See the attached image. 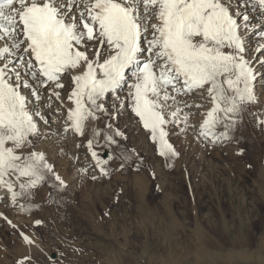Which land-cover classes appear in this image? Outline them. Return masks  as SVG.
Listing matches in <instances>:
<instances>
[{"label":"snow or ice","instance_id":"snow-or-ice-1","mask_svg":"<svg viewBox=\"0 0 264 264\" xmlns=\"http://www.w3.org/2000/svg\"><path fill=\"white\" fill-rule=\"evenodd\" d=\"M253 36L264 41V0H0V200L29 211L20 201L39 186L68 187L40 148L53 137L79 140L81 177L147 166L120 119L145 130L166 162L180 155L170 132L191 129L206 146L233 141L247 108L264 103V43Z\"/></svg>","mask_w":264,"mask_h":264},{"label":"rangeland","instance_id":"rangeland-1","mask_svg":"<svg viewBox=\"0 0 264 264\" xmlns=\"http://www.w3.org/2000/svg\"><path fill=\"white\" fill-rule=\"evenodd\" d=\"M263 110L264 103L249 106L234 140L223 144L206 146L191 129L170 132L180 155L167 162L145 130L120 119L126 146L147 166L114 170L110 178L78 176L74 144L59 146L63 153L52 150L50 161L68 187L58 192L51 182L39 186L30 200L20 201L32 205L29 211L0 200V264H18L29 255L34 264H50L49 257L59 264H209L220 254L233 264L243 261V253L253 255L246 264H264V125H257ZM97 151L108 155L103 147ZM110 167L118 169V162ZM37 219L43 223L36 225ZM22 232L35 244L27 245ZM239 235L246 247L234 249Z\"/></svg>","mask_w":264,"mask_h":264},{"label":"bare ground","instance_id":"bare-ground-1","mask_svg":"<svg viewBox=\"0 0 264 264\" xmlns=\"http://www.w3.org/2000/svg\"><path fill=\"white\" fill-rule=\"evenodd\" d=\"M256 40H257V37L256 36H253L252 37V43H253V45H256V44H259V43H261L260 41L259 42H257V43H255L256 42ZM262 43H264V41L262 42ZM256 91H257V93L258 92H262V91H264V87H261L259 84H257V87H256ZM263 96H264V93H263ZM264 98V97H263ZM264 111V110H263ZM200 119H201V117L199 116V115H196V116H194L193 118H192V123H196V124H198V122L200 121ZM53 127L54 128H57L58 127V125H53ZM77 143H79V140H74L73 139V137L71 136V135H69L66 139H64L62 142H60V143H57L56 142V138L55 137H53L52 139H50V140H48V141H46V142H44V143H42L41 145H40V148H43V149H45L46 151H47V153H48V155H50L51 154V152H52V150L54 151L56 148L58 149V147L59 146H65V145H67V144H74L75 146L77 145ZM60 148V147H59ZM70 148V147H69ZM68 148V149H69ZM72 148V147H71ZM74 148V147H73ZM221 148V147H220ZM230 149V148H229ZM70 150V149H69ZM75 151L74 152H72V153H79L78 152V148L76 147V149H74ZM80 151V150H79ZM56 152L54 151L53 152V154H55ZM226 153V152H225ZM79 155H80V153H79ZM56 157V156H55ZM51 158V157H50ZM57 164V163H56ZM82 166V165H81ZM57 167H58V165H57ZM3 194V190L2 189H0V195H2ZM5 200H7V199H4V201ZM6 202V201H5ZM7 203H9V202H7ZM202 239H203V237H202ZM201 240V239H200ZM206 242V241H205ZM236 242V240H234L233 241V244ZM202 243H203V241H202ZM203 245V244H202ZM216 245H217V247L219 248V249H221V244L220 243H216ZM201 248V247H200ZM205 248V247H204ZM243 249V248H245V247H234V249ZM202 249V248H201ZM263 249V248H262ZM258 250V249H257ZM260 250V249H259ZM206 251V250H205ZM220 251H222V250H220ZM264 251V250H263ZM201 252H204L203 251V249H202V251ZM207 252V251H206ZM261 252V251H260ZM260 252H258V253H260ZM238 254V253H237ZM256 254H257V252H256ZM261 254V253H260ZM238 255H240V254H238ZM262 255V254H261ZM261 255H257L258 257H260L261 259H262V256ZM241 257H243V261L241 262L238 258H237V260L233 263V264H246L245 262H244V260L246 259L247 260V258H251V256H253L252 254H250V253H243L242 255H240ZM256 256V255H255ZM219 258L220 259H218V257H216L215 255H214V259L209 263V264H227L226 262H224L222 259H224V257L220 254V256H219ZM264 258V257H263ZM209 259V258H208ZM211 259V258H210ZM200 261H202V257L200 258ZM248 261H249V259H248ZM254 261V260H253ZM262 261L264 262V259H262Z\"/></svg>","mask_w":264,"mask_h":264}]
</instances>
